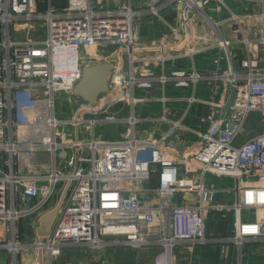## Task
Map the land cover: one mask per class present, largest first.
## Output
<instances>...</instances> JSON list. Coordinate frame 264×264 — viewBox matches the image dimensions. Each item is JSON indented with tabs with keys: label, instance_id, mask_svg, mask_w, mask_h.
I'll list each match as a JSON object with an SVG mask.
<instances>
[{
	"label": "built area",
	"instance_id": "obj_1",
	"mask_svg": "<svg viewBox=\"0 0 264 264\" xmlns=\"http://www.w3.org/2000/svg\"><path fill=\"white\" fill-rule=\"evenodd\" d=\"M152 21L164 35L149 47L141 30ZM104 43L123 44L129 66L114 60L99 105L121 98L123 115L75 92L92 63L85 53ZM205 53L213 65L200 70ZM144 107L155 109L138 115ZM109 124L128 128L98 137ZM217 178L234 185L218 188ZM59 189V215L35 242L49 264L76 248L143 247L180 264V251L212 242H264V0H0V224L12 237L0 252H20L18 222ZM211 211H233L234 232L209 237Z\"/></svg>",
	"mask_w": 264,
	"mask_h": 264
},
{
	"label": "crops",
	"instance_id": "obj_2",
	"mask_svg": "<svg viewBox=\"0 0 264 264\" xmlns=\"http://www.w3.org/2000/svg\"><path fill=\"white\" fill-rule=\"evenodd\" d=\"M95 1L102 5L105 4L111 7L119 5L120 2L123 0ZM143 1L145 0H140L137 3L139 4ZM152 22H149L150 24L141 30L143 44L149 45L151 43V40H154V38L159 37L158 35L160 32L158 31L157 22ZM214 57V53H205L199 55L196 60V65L198 69H210L213 65ZM184 93L186 96L190 95V92ZM208 94L209 92H206L205 96H207ZM147 108L148 109H146V107L138 109V115L146 116L148 115V113H151L152 109H155L151 107ZM157 109H160V107H158ZM198 112L201 115H205L207 113V109L205 106H201V108L199 107ZM189 122H191L192 125H196V122L193 120H190ZM59 202L60 199L58 200V203H55V200H53L51 203L45 206L40 213L34 216H27L31 217V219H34L32 225L37 227L47 225L48 221H46V217H48L47 215L52 212H56V215L54 217V219H56L59 215V210H57V208L60 207ZM226 212L211 211L210 213H208L206 221V233L209 237H226L227 235L232 234L234 232L236 215L233 211ZM244 215H246V212L244 211L239 213L241 219H243ZM27 217L21 219L17 224V228L19 231V240L21 244H24V247L20 250V252L16 254L13 253L12 250L0 252V264H49L46 250H41L36 247L35 242L51 232L54 219L49 224V231L47 233L40 234L39 229H36L35 233H27ZM124 228L126 227H120L116 230L122 231ZM3 230V228H0V240H4L5 242L12 241V237L8 228L4 230V233H2ZM76 251L91 252L86 248H76L72 250H67L54 264H73L71 262L72 260H70V257H67L68 255H66V253ZM121 251H126L124 253H120L123 254L121 257L118 254L113 256V254L111 255L109 253L98 255L99 262L101 264H132L131 259L128 258L131 255V251L123 249L118 250V252ZM179 257L180 264H264V243L248 242L244 244L242 249H239V247L233 242L218 241L203 245L201 247H196L192 252L182 250L179 252Z\"/></svg>",
	"mask_w": 264,
	"mask_h": 264
},
{
	"label": "rangeland",
	"instance_id": "obj_3",
	"mask_svg": "<svg viewBox=\"0 0 264 264\" xmlns=\"http://www.w3.org/2000/svg\"><path fill=\"white\" fill-rule=\"evenodd\" d=\"M136 2H139L140 0H135ZM146 1V0H145ZM144 1V2H145ZM153 17V16H152ZM217 20H220L219 17L216 18ZM145 27H147V25H143L142 28L144 29ZM227 29V28H226ZM41 31L36 29V30H32L26 34H19L18 37L19 38H37L39 36V33ZM158 35V34H157ZM163 33H159V38L163 37ZM157 37V36H156ZM157 38H154V40H151V43L147 46L152 47V43L155 44V42H157L158 40ZM142 43H143V39L141 38ZM146 45V44H145ZM93 53V54H92ZM85 58H90L91 59V65H97V64H105L108 63L109 65H111L110 70L108 71V82H111V79L113 77V73L115 72V70L118 68V66L116 65V63L114 62V60H118L121 64V70H125V68H127V66H129V57L127 54L124 53V48H123V44H108V43H104L102 47L98 48V50L95 52L94 50H90L87 53H85ZM215 58V57H214ZM149 67H152V64L149 65ZM69 96V95H68ZM63 96H61V98L59 97L57 99V108L59 109V114L62 115L63 117H67L70 112L68 111H64L62 108L63 106H65V104H67V100L66 98L62 99ZM101 98L102 95H100L97 99L96 102H88V101H84L86 104H89L90 108L95 107L96 109L99 110H103L106 108H110V110H114V111H120L122 110V115L123 112L126 111V107L124 108V102L122 101L121 98H109L106 101V104H101V101H103ZM71 103H73V105H76L75 102L77 103L79 101V98H76L75 95H72L69 97ZM254 120V119H253ZM255 124V123H254ZM251 128L255 129L252 131V134L255 135L257 134L260 126L258 125H250ZM128 127L123 124V125H119V124H109L106 126H101V127H97L96 128V135L98 137H101L102 139H110V138H119L121 136V134L127 129ZM257 130V131H256ZM87 135V134H86ZM183 136V135H182ZM182 143L184 142V139H187L188 141H193L195 139L193 138H186V137H182ZM181 148H183V145H181ZM180 148V149H181ZM64 170H70L71 166L70 164L64 163L63 165ZM215 183V185L218 188H226V187H232L233 181L231 179L228 178H221V179H215V181H213ZM227 194H221L220 197L224 198V200L221 199V202L223 203H228V202H232L233 201V197L227 199L226 198ZM61 198V190H58V194L56 196L53 197L52 201L55 200V203H58V200ZM51 201V202H52ZM50 202V203H51ZM57 205V204H56ZM227 213V212H226ZM56 215V212H52L50 214H48L46 217V221L47 225H42V226H33L32 222L34 219H31V217H27L26 221H27V227H28V231L27 233H35L36 229H39V233H47L49 231V224L50 222L54 219ZM8 227V224H0V228H3L4 230H6ZM4 230L2 231V233H4ZM1 237V236H0ZM264 243V242H263ZM118 250L121 249H117V248H112L109 250H107L106 252H88V251H76V252H70V253H66V255H68L67 257H70V260H72L71 262L73 264H101L99 262L98 259V255H103V254H113L116 255L118 254L120 257L123 254L120 253H124L126 251H121L118 252ZM123 250H128L131 251V255L128 257L129 259H131L132 264H165V260L164 257L162 255V251L161 249L159 250L156 247H143L141 249H133V248H127V249H123ZM116 261V260H115Z\"/></svg>",
	"mask_w": 264,
	"mask_h": 264
},
{
	"label": "water",
	"instance_id": "obj_4",
	"mask_svg": "<svg viewBox=\"0 0 264 264\" xmlns=\"http://www.w3.org/2000/svg\"><path fill=\"white\" fill-rule=\"evenodd\" d=\"M111 65L108 63L88 65L83 69V78L77 84L75 92L80 95L83 100L96 102L100 95L108 92V71Z\"/></svg>",
	"mask_w": 264,
	"mask_h": 264
},
{
	"label": "bare ground",
	"instance_id": "obj_5",
	"mask_svg": "<svg viewBox=\"0 0 264 264\" xmlns=\"http://www.w3.org/2000/svg\"><path fill=\"white\" fill-rule=\"evenodd\" d=\"M129 228L128 227H126V228H124L122 231H120V232H126V230H128Z\"/></svg>",
	"mask_w": 264,
	"mask_h": 264
}]
</instances>
